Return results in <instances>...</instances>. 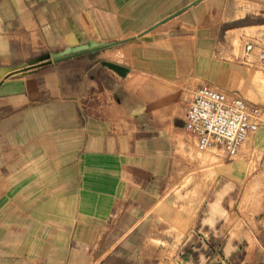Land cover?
I'll return each mask as SVG.
<instances>
[{"label": "crops", "instance_id": "crops-1", "mask_svg": "<svg viewBox=\"0 0 264 264\" xmlns=\"http://www.w3.org/2000/svg\"><path fill=\"white\" fill-rule=\"evenodd\" d=\"M261 55L264 0H0V264H264V122L183 128L203 86L264 110Z\"/></svg>", "mask_w": 264, "mask_h": 264}, {"label": "built area", "instance_id": "built-area-1", "mask_svg": "<svg viewBox=\"0 0 264 264\" xmlns=\"http://www.w3.org/2000/svg\"><path fill=\"white\" fill-rule=\"evenodd\" d=\"M260 60L264 63L263 55ZM263 122L264 110L260 106L203 86L191 92L183 128L195 137L200 149L215 147L232 156Z\"/></svg>", "mask_w": 264, "mask_h": 264}, {"label": "water", "instance_id": "water-1", "mask_svg": "<svg viewBox=\"0 0 264 264\" xmlns=\"http://www.w3.org/2000/svg\"><path fill=\"white\" fill-rule=\"evenodd\" d=\"M112 44H98V43H91L89 45H83L81 47L78 48H74L71 50H66L64 53L60 54V55H54L51 57L50 60H48V62L46 63H51V62H59L80 54H85V53H91V52H95L99 49H103L106 48L108 46H111ZM103 65L109 69H111L112 71H114L115 73H117L119 76L121 77H125L128 73V69L114 64V63H110V62H103Z\"/></svg>", "mask_w": 264, "mask_h": 264}, {"label": "rangeland", "instance_id": "rangeland-1", "mask_svg": "<svg viewBox=\"0 0 264 264\" xmlns=\"http://www.w3.org/2000/svg\"><path fill=\"white\" fill-rule=\"evenodd\" d=\"M101 59L103 61H110L113 60L115 57L113 56V54L110 51H103L102 53H100ZM119 59V57H118ZM202 150H206V151H219L221 149L219 148H209V149H202Z\"/></svg>", "mask_w": 264, "mask_h": 264}]
</instances>
